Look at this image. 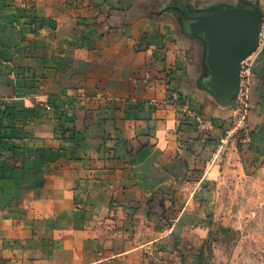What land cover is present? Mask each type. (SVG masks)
<instances>
[{
  "label": "crops",
  "instance_id": "obj_1",
  "mask_svg": "<svg viewBox=\"0 0 264 264\" xmlns=\"http://www.w3.org/2000/svg\"><path fill=\"white\" fill-rule=\"evenodd\" d=\"M257 1L0 0V264H161L178 253L161 245L180 228L165 197L208 154L197 128L179 125L173 93L221 133L236 91L213 89L198 17ZM245 74L264 146V48Z\"/></svg>",
  "mask_w": 264,
  "mask_h": 264
},
{
  "label": "rangeland",
  "instance_id": "obj_2",
  "mask_svg": "<svg viewBox=\"0 0 264 264\" xmlns=\"http://www.w3.org/2000/svg\"><path fill=\"white\" fill-rule=\"evenodd\" d=\"M232 7L223 5L218 13ZM249 89L245 74L227 100L219 135L197 129L207 160L183 180L184 191L165 197L163 215L179 217L180 228L161 243L163 250L178 253L164 256L161 264H264V146L253 141ZM180 120L185 121L181 126L196 127L186 114ZM213 166L217 176L208 178ZM166 219L164 225L172 224Z\"/></svg>",
  "mask_w": 264,
  "mask_h": 264
},
{
  "label": "water",
  "instance_id": "obj_3",
  "mask_svg": "<svg viewBox=\"0 0 264 264\" xmlns=\"http://www.w3.org/2000/svg\"><path fill=\"white\" fill-rule=\"evenodd\" d=\"M198 19V26L212 45L210 63L218 75L213 89L228 96L240 85L243 62L258 48L262 8L258 2L255 6L232 7Z\"/></svg>",
  "mask_w": 264,
  "mask_h": 264
},
{
  "label": "built area",
  "instance_id": "obj_4",
  "mask_svg": "<svg viewBox=\"0 0 264 264\" xmlns=\"http://www.w3.org/2000/svg\"><path fill=\"white\" fill-rule=\"evenodd\" d=\"M258 1L262 8V19H261V29L259 32V45L257 50L264 48V0H258ZM248 88L249 86L247 85L246 89L248 90ZM172 99L173 101H175L178 111L180 112V115L182 116L183 114L184 115L186 114L189 118L191 117L194 120L198 130H200L203 133L213 131V129L215 128V124L212 121V119L206 117L202 111L194 107L189 101L185 99V97H182L178 91H175L173 93ZM183 122L185 121L180 120V123Z\"/></svg>",
  "mask_w": 264,
  "mask_h": 264
}]
</instances>
